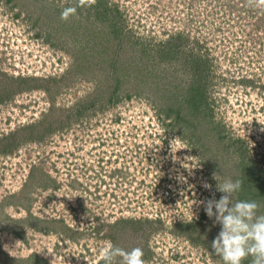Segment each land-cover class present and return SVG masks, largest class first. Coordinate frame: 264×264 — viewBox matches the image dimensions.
Masks as SVG:
<instances>
[{"label":"rangeland","instance_id":"1","mask_svg":"<svg viewBox=\"0 0 264 264\" xmlns=\"http://www.w3.org/2000/svg\"><path fill=\"white\" fill-rule=\"evenodd\" d=\"M228 178L264 205V8L0 0V264H223L201 202Z\"/></svg>","mask_w":264,"mask_h":264},{"label":"clouds","instance_id":"2","mask_svg":"<svg viewBox=\"0 0 264 264\" xmlns=\"http://www.w3.org/2000/svg\"><path fill=\"white\" fill-rule=\"evenodd\" d=\"M78 3L80 6H91L96 0H78ZM248 5L264 8V0H248ZM76 13L75 7H67L61 12V19L68 20ZM214 178L217 180L216 176ZM242 185L240 179H225L217 183V191L223 193L219 200L213 195L201 202L206 215L221 225L211 249L223 264H244L249 259L251 264H264V214H258L264 205L256 201L234 199ZM203 186L211 190L210 184L205 183ZM100 256L104 264H147L141 247H133L128 251L108 243Z\"/></svg>","mask_w":264,"mask_h":264},{"label":"trees","instance_id":"3","mask_svg":"<svg viewBox=\"0 0 264 264\" xmlns=\"http://www.w3.org/2000/svg\"><path fill=\"white\" fill-rule=\"evenodd\" d=\"M144 59V58H143ZM110 65H109V71L111 72V74H110V79L112 80V81H115V83H117V80H119V76H120V69H119V67H118V65L120 64V66L121 67H124V66H127L128 67V65L130 64V60H126V61H120V59L118 58L117 59V63H116V61L115 60H112V61H110ZM145 62H143V64H144ZM134 64V63H133ZM135 65V64H134ZM142 70V68L139 70V71H141ZM115 86H116V84H115ZM114 86V87H115ZM11 263H15V262H17V260H12V259H10L9 260ZM16 264H51L50 262H48L46 259H44V258H41V257H39V256H34V257H32V258H29V259H27V260H21L20 262H17Z\"/></svg>","mask_w":264,"mask_h":264}]
</instances>
